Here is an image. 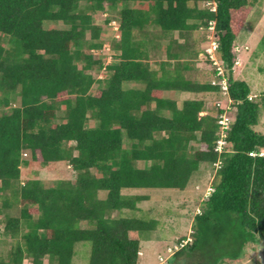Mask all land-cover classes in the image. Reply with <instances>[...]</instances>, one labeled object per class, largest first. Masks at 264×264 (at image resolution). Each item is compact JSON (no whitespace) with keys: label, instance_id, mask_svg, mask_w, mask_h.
Segmentation results:
<instances>
[{"label":"trees","instance_id":"1","mask_svg":"<svg viewBox=\"0 0 264 264\" xmlns=\"http://www.w3.org/2000/svg\"><path fill=\"white\" fill-rule=\"evenodd\" d=\"M80 2L86 3L83 9ZM128 2L134 7L119 11L120 38L113 46L119 55L104 66L92 52L102 47L92 13ZM250 7V0H0V35L8 38V47L0 43V104L10 109L0 113V217L2 235L14 241L0 264H71L79 242L91 244L88 264H137L140 235L158 223L112 217L136 210L146 198L122 191H183L200 164L218 160L213 191L193 219L192 240L173 255L219 264L241 258L248 244L264 245V134L252 129L264 110V89L253 100L248 84L232 77L235 40ZM44 22L68 28H44ZM210 22L234 110L226 132L230 150L220 155L214 151L216 114L223 109L201 116L202 98L178 108L162 97L166 90L218 97V86L185 76L191 68L180 53H197L186 44L179 51L167 45V59L176 64L164 79L152 71L147 52L152 24L185 37L199 28L208 31ZM93 70L108 77L90 93L103 81ZM126 82L144 87L124 90ZM11 96L18 105L10 107ZM25 150L44 165L67 161L76 180L20 185ZM99 191L106 192L104 199ZM13 203L20 205L17 216L5 212Z\"/></svg>","mask_w":264,"mask_h":264},{"label":"rangeland","instance_id":"2","mask_svg":"<svg viewBox=\"0 0 264 264\" xmlns=\"http://www.w3.org/2000/svg\"><path fill=\"white\" fill-rule=\"evenodd\" d=\"M250 2L252 7H250L249 13L236 37L235 46L240 47L238 48L239 51H236L234 54L235 61L232 68V77L248 84L251 91L250 96L254 100L255 96L253 95H260L264 89V45L261 42L264 35V0H250ZM199 5L201 8L207 7L205 3H200ZM85 6L86 3H79L81 9ZM133 7V2L118 3L115 8L105 7L103 11L92 13L93 23L100 29V37L98 41L101 44H107L110 49L109 52L99 53V57L102 59L104 66L106 62L110 60V57L115 58L119 55V51L113 48L116 43L115 41L117 40L116 37H118L117 34H119V11L123 8L130 9ZM113 21L116 23H112L114 29L113 26L110 25ZM44 28L67 29L68 26L60 22H44ZM148 29L152 31V34H150V37L147 39L149 43H153V40H158L163 34L162 30L155 24L149 26ZM135 34L138 38L141 37L140 32H136ZM168 34H170L169 37L175 35V38L183 39L184 42L181 43H185L187 49L190 50L192 54L193 52H197L195 58L185 56L184 52H182V54L179 52V58L182 60L185 58L188 59L192 64V67L199 72H197V76L189 73L191 79H198L203 82H210L214 79V66L207 56V50L211 49L210 42L214 38L213 32L199 28L198 30L186 33V37H182L181 34L177 32H171ZM86 38L89 39V33H86ZM0 43L4 47H8V38L0 35ZM163 45L166 46V43ZM85 51L88 50L85 49ZM154 52L155 51L153 50L151 53L152 56ZM160 53H164V51L162 50ZM238 55L240 57H238ZM117 61L118 60L116 59L114 62L117 63ZM80 65L81 64H79L78 67H80ZM202 72L203 74H201ZM92 73L97 78L100 76L98 79H102L103 81H101L100 84L95 83L92 86L90 93H94L100 87H104L108 77L104 70L102 73L98 70H93ZM172 74L169 73L168 76L170 77ZM164 79H167V77L164 76ZM1 96L3 95L0 93V98ZM195 98H197V96H195ZM11 99L10 107L18 105L19 102L16 96H11ZM207 101V107L212 108L213 111L215 109L213 113L215 115L218 108L221 109L227 106L228 97L227 94L219 92L218 97L207 99L206 102ZM217 102L219 106L214 108L212 105L214 104L215 106ZM9 110L8 107L5 108L0 104V113L3 111L8 112ZM230 111H232V118L234 110L232 109ZM62 113L63 112H60V114ZM92 125V123H88V126ZM252 129L264 134L263 109L260 113L258 124ZM225 150L229 151L230 146L227 145ZM261 153L264 154V149L261 150ZM21 159L23 163L20 166V177L18 180L20 185L30 179L39 180L46 187L54 184L58 180H67L71 182L76 180L77 172L71 168L67 161L44 165L41 159L37 156L36 160H32L31 155L27 150L23 151ZM137 166L142 167L141 164H137ZM200 167L201 168H199L198 172L194 174L191 180H189L187 187L183 191L170 189L122 191L123 195H140L145 196L146 198L136 204V210L130 211L123 209L114 212L112 217L153 219L158 223L153 232L142 233L140 235L141 240L139 243L137 264L203 263V260H201L198 255L188 256L187 254H182L177 257L175 255L170 256V253H168V249L174 251V247L179 245L183 240H187L188 243L192 240L191 233L193 230L192 224L194 216L198 214L202 203L206 200L204 194L207 187L212 183L217 169L215 166H203V164H200ZM105 196V191H99L97 194L98 199H104ZM19 209L20 205L13 203L7 211L5 210V212H8L12 216H17ZM2 220L3 216L0 217V256L6 258L14 241L11 238L2 235ZM80 226L84 227L85 225L82 223ZM90 252L91 244L89 242L76 243L71 264H88ZM219 264H264V245L248 244L245 247L244 254L241 258L234 261L226 259Z\"/></svg>","mask_w":264,"mask_h":264},{"label":"crops","instance_id":"3","mask_svg":"<svg viewBox=\"0 0 264 264\" xmlns=\"http://www.w3.org/2000/svg\"><path fill=\"white\" fill-rule=\"evenodd\" d=\"M148 31H150V34H152V31L150 29H148ZM169 35L170 34H164L163 33L162 36L159 37L158 40H153V43L151 45H148V51L147 52H148V55H149L150 66H151L152 71L157 75V78H160V77L163 78L164 76L169 77L168 73L171 71V69L176 64V61L167 59L166 46L167 45H171L172 51L173 50L179 51V49H180L179 46L185 45V43H181V42H184L183 39H177V38H175V35L172 36V37H169ZM235 42H236V40H235ZM164 43H166V46L163 45ZM241 48H242V45H241ZM153 50L156 53L154 52L155 54L153 53V56H152L151 53H152ZM162 50L164 51V53H160V51H162ZM240 56H241V54H240ZM240 56L238 55V57H240ZM195 57L193 56V58H195ZM189 64H190L189 66H190L191 70H188L187 72H185V76L190 78L189 73L191 75H196L197 76L198 73H199L198 70L192 67V64L190 63V61H189ZM163 68H164V71L166 73L163 72ZM201 74H203V72ZM195 80H198V79H195ZM198 81H202V80H198ZM143 87H144V85L142 83H137V82H126V83L122 84V88L124 90L142 89ZM250 95H251V93H250ZM195 96H197V98H202L205 101V109H206V111H204V112H202L200 114L201 116H203L206 113H208V111L210 109H212V108H208L207 107L208 101L206 102V100L210 99V98H214L215 95L213 93H205L204 94V93H192V92H187V91H173V90H170V91L166 90V91L162 92V97L166 98V99L173 100L178 108L182 105V103L185 100L197 99V98H195ZM253 96H259V95L254 94ZM212 106L214 107V104ZM214 111H215V109H214ZM203 166H204V164H203ZM201 167H199V168H201ZM0 226H1V223H0Z\"/></svg>","mask_w":264,"mask_h":264},{"label":"built area","instance_id":"4","mask_svg":"<svg viewBox=\"0 0 264 264\" xmlns=\"http://www.w3.org/2000/svg\"><path fill=\"white\" fill-rule=\"evenodd\" d=\"M210 9H211V11L214 12L215 11V4H213ZM112 23H115V22L114 21L111 22L110 23L111 26H113ZM213 28H214V22H210L208 30L213 32ZM113 29H114V26H113ZM117 35H118V37H116V39L118 40L120 38V27H119V34H117ZM210 45H211V49L207 50V56H208L210 62L212 63V65L214 66V70L216 71L215 78L210 81V84L212 86H218L220 93L227 94V90H228L227 77L225 76L224 69L221 66L220 61L218 60L217 55H216V50L218 48V44L216 43L214 38L210 42ZM109 51H110V49H109L108 45L105 43L104 44L102 43L101 49L96 50V51H92V52L94 54H99L100 52H109ZM233 51L234 52L239 51L238 47L234 46ZM113 59H114V57L113 58L110 57V60H108L105 65L110 64L113 61ZM235 63H237V62H235ZM231 103H232L231 100L228 99L227 106H225L224 108H221V109H223V112L216 114L217 115L216 116L217 117V124H218V133H217L218 139L215 142L214 151L217 152L219 155L221 153L225 152V148L227 146V142H226L227 133L226 132L229 130L230 125L232 123V118L229 115L230 110L233 109L231 107ZM215 106H219L218 102L215 104ZM249 155L255 156V154H253V153H250ZM214 166L216 168H219L220 161L218 160V162L215 163ZM212 191L213 190H212L211 186L207 187L204 196L207 198ZM187 243H188L187 240L186 241L183 240L179 245L174 247V251H172L171 249H168V253H170L169 255L172 256L176 251L180 250Z\"/></svg>","mask_w":264,"mask_h":264}]
</instances>
